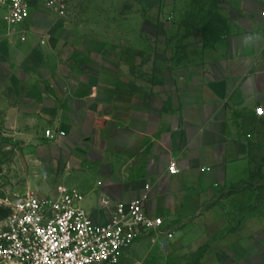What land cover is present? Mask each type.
Listing matches in <instances>:
<instances>
[{
	"label": "crops",
	"instance_id": "0c3cea01",
	"mask_svg": "<svg viewBox=\"0 0 264 264\" xmlns=\"http://www.w3.org/2000/svg\"><path fill=\"white\" fill-rule=\"evenodd\" d=\"M211 3L220 19L211 26L209 41L199 45L203 54L199 98L194 103L184 99L175 113L168 109L169 98L164 94L161 111L155 109L153 93H138L137 78L125 76L115 64L112 77L101 75L107 67L84 61V45L65 42L55 21L46 28L40 23L42 15L30 17V13L22 25L7 27L0 8V169L17 180L25 173L9 171L6 165H20L32 149L40 159L38 165L45 167L26 188L14 193H53L62 183L54 185L52 176L60 169L63 174L67 163L89 155L100 142L101 155L113 152L129 158L114 170L107 169L104 193L114 200H127L137 197L148 183V207L165 218L164 208L175 207L176 200L180 208H187L191 191L198 192L194 197L199 201L207 183L222 180L200 168L231 164L235 158L227 159V150L235 154L241 150L245 163L253 149L260 154L264 149V0ZM257 107L261 115L255 114ZM42 127L62 131L63 136L47 138ZM155 129H159L157 138ZM173 133L183 141L181 146L171 142ZM171 160L178 174L167 173ZM257 197L254 202L245 188L226 198L231 213L240 200L243 218L216 222L218 229L224 228V236L215 238L216 248L205 254L203 262L246 264L254 259L264 264V222L249 221L248 208L255 203L264 208V194ZM96 200L85 196L84 206L89 209ZM183 234L180 230L179 238ZM172 246L168 239L160 249Z\"/></svg>",
	"mask_w": 264,
	"mask_h": 264
},
{
	"label": "rangeland",
	"instance_id": "374dc122",
	"mask_svg": "<svg viewBox=\"0 0 264 264\" xmlns=\"http://www.w3.org/2000/svg\"><path fill=\"white\" fill-rule=\"evenodd\" d=\"M49 1L28 0L30 17L42 15L44 21L40 23L46 28L55 21L54 27L62 31L60 35L65 42L84 45V61H90L93 66L101 62V68L102 65L107 67L105 71L101 69V75L105 73L106 77H112L115 64L125 76L137 78L138 93H153L155 109L160 111L163 94L169 98L171 113L176 112L184 99L186 103H194V99L199 98L203 59L199 45L209 41L211 26H216L220 19L213 11L216 6L211 0H52L63 3L62 12L48 7ZM125 86L130 88L127 81ZM154 119L158 116L155 115ZM158 132L159 129H155V138ZM170 140L179 146L183 143L174 133ZM100 149L101 143L97 142L89 155L77 157L74 164L67 163L63 174L58 167L60 170L50 181L54 185L62 183L76 187L91 201L98 198L101 191H107L104 178L107 169L114 170L119 163L129 159L112 151L109 156L101 155ZM79 150L84 152L82 148ZM235 151L236 154L234 150H227L230 155L227 159L235 158L231 164L222 163L211 170L209 167L199 169L222 178L207 183L199 201L194 197L198 192L191 191L187 208H180L177 200L175 207L164 208L165 236L172 240V248L161 250L159 238L146 235L124 252L120 264H226L224 260H201L216 248L215 238L224 236V228L218 229L216 222L224 223L231 216L234 221L243 218L240 200L234 203L236 208L231 213L226 198L230 194H240L245 188L251 192L254 202L258 201L257 193L264 194V149L260 154L258 149H253L247 163L242 161L241 150ZM30 152L31 155L23 156L20 165H6L9 171L25 173L17 180L10 179V174L2 173L0 169V191H4L0 205L4 206L5 199L20 196L14 190L26 188L35 180V175L44 170L45 167L38 165L40 159L36 158L35 150ZM259 156L263 159H258ZM179 172L178 169L177 174ZM242 174H245L244 178ZM225 176L232 181H227ZM248 211L251 223L264 222V208H258L255 203ZM180 230L184 233L181 238L178 235ZM258 263L254 259L246 262Z\"/></svg>",
	"mask_w": 264,
	"mask_h": 264
},
{
	"label": "built area",
	"instance_id": "2783aa9c",
	"mask_svg": "<svg viewBox=\"0 0 264 264\" xmlns=\"http://www.w3.org/2000/svg\"><path fill=\"white\" fill-rule=\"evenodd\" d=\"M47 5L60 12L64 7L52 0ZM0 8L7 27L22 25L30 15L28 0H0ZM254 112L261 115L262 109ZM44 135L54 138L63 132L46 129ZM177 172L176 162L169 161L167 173ZM149 192L148 183L137 197L127 200H114L102 192L89 209L84 206L85 195L64 184L51 194L5 199L9 213L0 220V264H120L139 238L153 235L168 240L163 217L148 207Z\"/></svg>",
	"mask_w": 264,
	"mask_h": 264
},
{
	"label": "trees",
	"instance_id": "16d2710c",
	"mask_svg": "<svg viewBox=\"0 0 264 264\" xmlns=\"http://www.w3.org/2000/svg\"><path fill=\"white\" fill-rule=\"evenodd\" d=\"M9 213V209L6 206L0 205V220L4 219Z\"/></svg>",
	"mask_w": 264,
	"mask_h": 264
},
{
	"label": "water",
	"instance_id": "95a60500",
	"mask_svg": "<svg viewBox=\"0 0 264 264\" xmlns=\"http://www.w3.org/2000/svg\"><path fill=\"white\" fill-rule=\"evenodd\" d=\"M159 243H160L161 247L164 248L165 245H166V240H165V239H161V240L159 241Z\"/></svg>",
	"mask_w": 264,
	"mask_h": 264
},
{
	"label": "clouds",
	"instance_id": "9594fccd",
	"mask_svg": "<svg viewBox=\"0 0 264 264\" xmlns=\"http://www.w3.org/2000/svg\"><path fill=\"white\" fill-rule=\"evenodd\" d=\"M255 35H259V34H255Z\"/></svg>",
	"mask_w": 264,
	"mask_h": 264
}]
</instances>
